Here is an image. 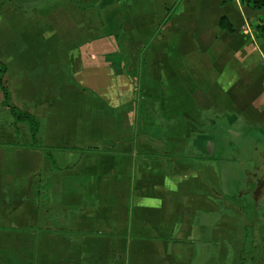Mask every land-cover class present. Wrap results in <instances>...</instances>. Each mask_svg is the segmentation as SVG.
<instances>
[{"label":"crops","instance_id":"1","mask_svg":"<svg viewBox=\"0 0 264 264\" xmlns=\"http://www.w3.org/2000/svg\"><path fill=\"white\" fill-rule=\"evenodd\" d=\"M249 11L0 0L4 83L54 149L27 148L0 89V264L264 263V50ZM236 123L258 136L232 173L216 152Z\"/></svg>","mask_w":264,"mask_h":264},{"label":"trees","instance_id":"2","mask_svg":"<svg viewBox=\"0 0 264 264\" xmlns=\"http://www.w3.org/2000/svg\"><path fill=\"white\" fill-rule=\"evenodd\" d=\"M240 2L251 11H264V0H240ZM220 28L226 30L230 33L235 32L234 26L229 22L226 17H223L220 21ZM256 38L264 49V19L256 26ZM7 72L6 66L0 63V89L3 92V107L8 109L9 113L14 118L15 124H24L28 127L29 133L31 136L32 144L27 147L28 149H36L40 150L43 153V156L46 160L53 161V152L54 149L49 148L43 145L40 138V122L31 115L29 112L23 111L15 106L11 101V96L7 86L4 83V76ZM92 150H87V152H91ZM42 197H44L42 199ZM46 200L45 196V188H39V201ZM45 202V201H44ZM257 216L255 215L252 220H254ZM243 255L246 253H250L253 251V225L249 224L245 228V233L243 237ZM241 264H252L246 261V258L243 257L241 260ZM256 264V263H255Z\"/></svg>","mask_w":264,"mask_h":264},{"label":"rangeland","instance_id":"3","mask_svg":"<svg viewBox=\"0 0 264 264\" xmlns=\"http://www.w3.org/2000/svg\"><path fill=\"white\" fill-rule=\"evenodd\" d=\"M249 15H253L254 16V21L250 24V27L253 31V38L255 40V43L259 44V46L261 45L259 43V41L256 38V26L258 24H260V22L264 19V11H259L258 13H251L250 11L248 12ZM262 48V46H261ZM264 50V49H263ZM264 52V51H263ZM262 52V57L263 53ZM262 63L264 65V58H262ZM242 124L241 123H236L235 124V128L233 129L232 132H227L224 134V140L222 141V143L224 145H222V150H218V152H216V156L218 158V160L223 159L226 161V159H231V160H235L234 162H231L230 166L233 172H237V170H241L244 167L247 166V159L249 158V156L252 153V147L251 145L248 144V139L245 138V136H249L252 137L254 136L251 133H247L244 132V130H242ZM258 135H255V137H257ZM228 141H230V143H227ZM223 155V156H222ZM221 163V169L223 170V172L226 174V171L228 170L222 162ZM261 264H264L262 259H261Z\"/></svg>","mask_w":264,"mask_h":264},{"label":"built area","instance_id":"4","mask_svg":"<svg viewBox=\"0 0 264 264\" xmlns=\"http://www.w3.org/2000/svg\"><path fill=\"white\" fill-rule=\"evenodd\" d=\"M243 29L249 30V25L245 24V26H243Z\"/></svg>","mask_w":264,"mask_h":264}]
</instances>
